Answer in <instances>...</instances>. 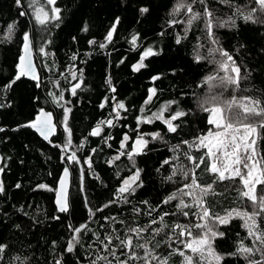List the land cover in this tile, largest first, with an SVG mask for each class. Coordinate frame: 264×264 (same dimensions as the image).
Here are the masks:
<instances>
[{"label":"trees","instance_id":"obj_1","mask_svg":"<svg viewBox=\"0 0 264 264\" xmlns=\"http://www.w3.org/2000/svg\"><path fill=\"white\" fill-rule=\"evenodd\" d=\"M45 1L41 0V4ZM179 1L57 0L55 6L60 8L61 19L42 26L34 19L30 0H21L20 5L15 0H0V128L3 129L0 131V183L4 188L0 192V244L6 245L0 254V264H56L57 261L60 264H92L93 261L107 264L105 260H97L99 256H106L112 264H117L104 250L108 243L105 238L125 236L129 227L148 225L151 226L141 233L142 238L133 234L134 243L151 241L148 248L165 258L174 249H182V245L172 242L179 231H172V226L195 222L192 212L198 209H185L190 214L184 217L176 207L178 200L170 204L161 202L183 184L191 182L179 173L172 180L167 177L177 167L192 168L183 155L188 148L182 141L194 140L208 127L204 119L207 114L197 107L196 97L206 95L204 80L211 75L214 65L211 59L195 61L201 42L205 45L208 42L204 21L200 19L191 26L186 25L183 14H173ZM185 2L193 3L196 12L203 13L204 5L199 0ZM206 4L218 20L232 17L237 6L245 12L253 6L252 0H230V4L206 0ZM142 8L149 11L142 13ZM21 12L26 15H20ZM117 18L115 36L105 43ZM9 25L14 26L11 32ZM25 32L31 34L34 48H44L42 55L38 52L41 72L38 82L25 76L16 80ZM214 32L220 47L234 57L241 76L245 77L240 88L234 93L229 91L228 95L251 96L264 101V25L237 18L235 27L215 28ZM177 38L181 43H176ZM148 48L157 54L145 59V68L134 71L133 65ZM203 50L201 55L207 56L206 48ZM154 76L160 78L153 81ZM80 80L81 88L73 96L71 89ZM151 88L156 89V96L145 104ZM61 93L63 99H58ZM170 100H177L179 107L189 112L179 121L181 127L177 133H168L162 121L137 124L138 117H151ZM118 102L124 103L127 111L119 110L120 118L116 119L113 109ZM42 108L52 111L58 122V133L51 142L43 140L33 128L24 127ZM65 108L71 109L66 122L71 132V145L67 149L64 145L68 132L60 123L64 120ZM164 115L168 116L169 112ZM109 119L113 120V127L103 124L99 136L90 134L97 124ZM155 131L161 132L164 140L150 142L142 154L135 156V168L127 155L114 159L119 152L131 150L138 134ZM125 134L131 139L126 149H121ZM177 144L180 149L173 152L172 146ZM258 146L259 154L264 156V140H259ZM73 152L78 162L67 159ZM201 154L195 149L191 151L194 157ZM165 159L170 163L165 165ZM66 166L71 169L70 209L61 213L55 198ZM137 168L141 170L139 183L142 186L132 195L125 194L128 202L121 197L104 207L116 199L123 178L130 177ZM203 169L202 165L196 170L198 183H212V175ZM41 184L47 187L39 188ZM226 184L229 182L213 185L216 195L207 197L211 209L220 215L231 208L251 211L248 202H242L233 187L225 188ZM185 200L191 203L187 197ZM165 212L175 213L164 218L168 228L160 222ZM153 219L156 224H151ZM82 225H87V230L74 233L73 229ZM158 227L163 231L156 235L153 229ZM218 230L225 233L214 244L216 251L225 257L222 264H247L240 256L228 255L235 252L242 240L252 246L243 221L233 219L228 225H220ZM74 235H78L79 243L68 252L67 245ZM157 241L159 247L155 248ZM118 246L119 241L114 239L109 248L114 249L121 260L126 259ZM136 253L144 256L143 249H137ZM182 259L171 255L168 264H182ZM253 259H260L259 254ZM129 264H143V261L130 260Z\"/></svg>","mask_w":264,"mask_h":264},{"label":"snow or ice","instance_id":"obj_2","mask_svg":"<svg viewBox=\"0 0 264 264\" xmlns=\"http://www.w3.org/2000/svg\"><path fill=\"white\" fill-rule=\"evenodd\" d=\"M17 5L21 4V0H15ZM196 2V0H193ZM222 3L230 4V0H221ZM57 0H46V5L52 6L49 10L41 4V0H30L29 7L33 8L34 19L39 25L45 26L50 21H59L61 19L60 8L56 7ZM199 3L204 5L203 13L193 11L190 3H186L185 0H180L173 10V14H179L181 10H185L188 14L186 23L191 26L194 21L203 19L206 36L211 40L213 45H219V40L215 38L214 28H221L225 26H236V19L242 18L245 22H252L255 24L264 25V0H252L253 6L246 12L239 6L236 7L232 17L227 20H218L214 12L209 9L206 4V0H199ZM258 6V7H257ZM148 8H142L141 12H148ZM51 13V14H50ZM20 15H26L25 12H21ZM109 30L106 40L111 41L113 34L116 32L115 24ZM173 23H182V21H173ZM13 25H9V32L13 30ZM87 31V29H84ZM187 31V29H185ZM24 41V54L19 57V74L16 76V80H19L22 76L30 75L32 79L38 80L36 75V69L31 60V38L29 33L25 32L23 36ZM136 37L132 38V43L135 45ZM89 43H95L90 41ZM176 43H181V39L177 38ZM100 47H105V44H100ZM40 52H44V48H40ZM152 48L146 49L140 58V61L133 65L134 71H140L145 68V59L150 56L156 55ZM219 56L220 59H216ZM75 59V57H73ZM206 59H211L215 63L217 68V74L209 75L205 78L204 83L208 86L209 94L203 97H196L197 107L207 115L204 117L208 127L203 135H198L194 140H184L182 143L187 145L188 151L184 152L185 158L192 164L191 169H185L184 167H177L173 169L171 175L167 177L168 180H172L178 175V173L190 183H185L181 188H178L175 192L168 195L161 203L170 204L174 200H178L176 205L178 211L182 213L184 217L189 216V211L185 209H198L193 211L192 215L195 216L196 221H189L188 224L175 223L172 226V231L176 232L175 241L169 237V241L173 243H179L182 245V249L177 248L169 253V257H159L148 248V243H134L133 234L137 238H142L141 233L147 232L151 225L144 227H129L125 236H108L105 239L108 241L104 245V250L108 251L117 261V264H129V261L141 260L143 264H151L152 261H156L157 264H168V260L171 255H179L182 259V264H222L225 260L224 255L216 251L214 246L215 241L218 238H223L225 233L219 231L220 225H228L233 219H240L243 221V226L247 230V237L251 239L252 246H247L243 243V240L236 248L235 252L229 253L231 256H240L247 264H264V156H261L258 151V141L264 140V101L259 98L251 96L238 97L235 94L229 97H225V92L229 89L233 93L240 88V83L245 77L241 76L240 66L236 63L234 57L229 54L228 51L220 48H209L207 56L201 55L199 47L196 50L195 61L200 62ZM224 73L219 75V73ZM72 78L75 80L76 75L73 73ZM159 76L152 77L153 81L158 80ZM13 81L12 83H14ZM111 84V80L108 81ZM11 87V83L8 85ZM81 88V83L78 82L73 85L71 93L76 95L77 89ZM115 91V88L112 89ZM156 96V89H149V96L145 100V104L152 102ZM55 98V97H54ZM58 99H63L61 93ZM172 105H177L176 108H172ZM104 107V104H101ZM119 110H125L124 103L118 102L115 105L113 111L116 113V119L120 118ZM71 109L65 108L64 120L61 121L65 127V131L68 132V140L64 145L67 149L71 145V132L67 128V114ZM144 109H141L143 112ZM169 112L168 116L164 113ZM189 112L179 107L177 100H170L158 113H153L151 117L137 118V124H151L154 121H162L166 126L168 133H177L181 127L179 121L182 118L187 117ZM175 122V123H174ZM106 124L109 127H113V120L109 119L101 121L90 133L92 136H99L102 132L101 125ZM24 127L33 128L37 131L45 140H49L50 135L55 134L56 124L53 123V114L47 112L44 109H40L35 120L29 122ZM0 131H3L0 128ZM146 137H150L147 139ZM111 137H109L110 139ZM131 138L125 134L120 144L121 149H126L127 141ZM156 140H164L161 132L155 131L151 133H140L137 135L130 151H121L114 157L115 160H120L122 156L127 155L129 161L132 162L133 168H135L134 157L143 153L144 149L148 148L150 142ZM180 144L172 146L173 152H178ZM201 151L202 154L199 157L191 155V151ZM69 161H76V153L73 152L71 156L67 157ZM178 159V157H176ZM165 165L170 161L165 159L163 162ZM91 161H89V165ZM204 166V171L210 173L213 177L212 183L207 185H201L198 183V177L196 170ZM2 171V169H0ZM141 170L136 169L130 177L123 178L121 186L117 190L116 199L109 201V204L104 205L108 207L112 203H116L121 197L125 202H128L127 195L135 193L136 189L142 185L140 181ZM69 169L65 168L63 177L59 181V189L57 191V205L58 211L65 213L69 211V193L67 190ZM229 184L227 187H233V190L237 192L240 200L247 201L251 206V211L246 208H231L225 209V214L220 215L213 211L207 197L216 195L214 184ZM238 182V183H237ZM258 186L259 189H258ZM17 187H20L18 184ZM46 185H39V188H46ZM52 191V189H48ZM4 188L0 183V192H3ZM127 194V195H125ZM187 197L191 203L186 202ZM144 203H147L145 201ZM91 211V210H90ZM99 211V210H98ZM175 215V213L165 212L160 216V222L164 223L165 216ZM259 218V219H258ZM58 219V217H57ZM157 221L153 219L151 224H156ZM87 225H82L73 229L74 233L80 234L82 231L87 230ZM169 226L164 223V228ZM156 235H159L163 228L153 229ZM99 239V237H98ZM119 241V248L121 255H124L126 259L121 260L116 255L114 249L109 248V245L113 243V240ZM79 243L78 235H74L72 240L67 245V251L72 252L75 245ZM159 247V241L153 246ZM171 247V244H169ZM6 245L0 244V254L4 252ZM125 249L127 251H125ZM137 249L144 250V256H138ZM190 253V254H187ZM259 254L260 259H253L254 256ZM97 260H105L107 264H112L108 261L106 256H99ZM56 264H60L59 261ZM92 264H96L93 261Z\"/></svg>","mask_w":264,"mask_h":264},{"label":"water","instance_id":"obj_3","mask_svg":"<svg viewBox=\"0 0 264 264\" xmlns=\"http://www.w3.org/2000/svg\"><path fill=\"white\" fill-rule=\"evenodd\" d=\"M117 19L119 20V18H117ZM117 19L115 20V22L117 21ZM115 22H114V23H115ZM118 24H119V22L115 24V26H116V30H117ZM113 25H114V24H113ZM113 25H112V27H113ZM112 27H111V28H112ZM111 28H110V29H111ZM115 33H116V32H115ZM115 33L113 34V37L115 36ZM29 35H30V38H31V44H32L31 60H32V63H33V65H34L35 69H36V75L39 77V79H38V80H35V81L38 82V81H40V79H41V72H40V68H39V65H38V61H37V57H36V53H35V48H34L33 40H32V37H31V34H30V33H29ZM106 37H107V36H106ZM104 42L107 43V42H109V41H107L106 38H105ZM23 45H24V41H23ZM23 45H22V53H21L20 56H22V55L24 54V48H23ZM25 77H26L27 79H29V80H34V79L31 78L30 75H25ZM79 82L82 83V80H80ZM42 109H44V110L47 111V112H51V113L53 114V123L56 124V131H55V134L50 135L49 140H45V139H44V138H43V137H42L37 131H36V132L38 133V135H39L43 140H45V141H47V142H51L52 138H53L54 136H56L57 133H58V129H59L58 122H57L56 117H55V115H54V113H53L52 111L47 110V109H45V108H42ZM36 116H37V115H36ZM36 116H35V118H36ZM35 118H34L33 120H35ZM33 120H32V121H33ZM27 124H28V123H27ZM27 124H26V125H27ZM65 168H68V169H69V173H70V175H69V177H68V184H67V190H68L69 197H70V188H71V169H70L69 166H66ZM65 168H64V169H65ZM64 169H63V171H62V173H61V175H60L59 181H60V179L63 177ZM59 181H58L57 191H58V189H59ZM56 201H57V193H56L55 203H56ZM56 205H57V203H56ZM57 207H58V205H57ZM69 209H70V202H69Z\"/></svg>","mask_w":264,"mask_h":264},{"label":"rangeland","instance_id":"obj_4","mask_svg":"<svg viewBox=\"0 0 264 264\" xmlns=\"http://www.w3.org/2000/svg\"><path fill=\"white\" fill-rule=\"evenodd\" d=\"M180 2V1H179ZM178 2V3H179ZM177 3V4H178ZM186 3H188V2H186ZM176 4V5H177ZM191 4V6H192V8H193V11H197L196 9H194L195 8V6L193 5V3H190ZM43 5L46 7V10H50L49 8H51L52 6H48V5H46V1L45 2H43ZM176 5H175V7H176ZM179 14H183L184 16H185V19H184V21H185V23H186V20H187V18H188V14L186 13V11L185 10H181L180 12H179ZM186 25H187V23H186ZM215 29V28H214ZM215 38H216V36H215ZM207 40H208V42H207V45H205L204 44V42H201V44H200V46H199V51H200V53L201 52H203L204 50L203 49H205L206 48V52L208 53V49L209 48H215V47H220V44L219 45H213L212 43H211V40L207 37ZM221 48V47H220ZM38 52L40 53V55H42L43 53H41L40 52V48H35V53H36V57H37V60H38ZM40 58V57H39ZM216 59H220V57L219 56H216ZM40 62V61H39ZM41 63V62H40ZM211 63L214 65V70H213V72L211 73V75H215V74H217V68H218V66L215 64V63H213L212 62V60H211ZM73 73H75V72H71V75L73 76ZM224 73H222V72H220L219 73V75H223ZM229 91H232L231 89H229V90H227L226 92H225V97H229L230 98V96L228 95V93H229ZM209 94V90H208V86H207V93H206V95H208ZM187 254H190V253H187Z\"/></svg>","mask_w":264,"mask_h":264}]
</instances>
